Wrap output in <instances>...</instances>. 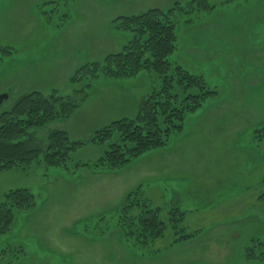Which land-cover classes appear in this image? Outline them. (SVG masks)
<instances>
[{
	"label": "rangeland",
	"instance_id": "rangeland-1",
	"mask_svg": "<svg viewBox=\"0 0 264 264\" xmlns=\"http://www.w3.org/2000/svg\"><path fill=\"white\" fill-rule=\"evenodd\" d=\"M176 1L187 0H0V93L8 95L0 113L31 90L73 94L79 66L100 62L131 37L113 30L114 18ZM53 2L58 8L50 10ZM212 3L211 12L179 17L173 59L201 74L215 94L185 116L167 145L120 169L34 164L0 171V201L19 187L36 196V208L17 212L0 235V264H264V254H244L249 246L264 253V184L249 187L254 176L245 174L256 165L253 144L264 148V0ZM157 84L147 71L100 76L67 119L33 127L28 137L42 145L50 130L63 129L85 141L68 165L91 162L106 146L88 142L90 134L133 117ZM136 190L164 221L174 206L183 210L181 226L197 234L173 243L177 234L167 227L147 247H127L114 212Z\"/></svg>",
	"mask_w": 264,
	"mask_h": 264
},
{
	"label": "trees",
	"instance_id": "trees-1",
	"mask_svg": "<svg viewBox=\"0 0 264 264\" xmlns=\"http://www.w3.org/2000/svg\"><path fill=\"white\" fill-rule=\"evenodd\" d=\"M58 5L54 3L49 9L58 8ZM216 7L212 0L176 1L165 10L154 7L114 18L111 21L113 30L125 31L131 37L121 50L106 55L100 62L79 66L71 82L81 87L73 94L64 96L58 90L50 94L31 90L21 94L8 110L0 113V171L23 170L34 164H42L44 169L61 166L66 170L80 167L115 170L150 150L167 145L171 135L181 132L185 116L198 110L216 92L201 74L190 72L173 59L177 46V22L182 15H199ZM3 52L6 54L9 50ZM141 71L152 73L157 79V87L140 102L133 117L114 119L90 134L88 142L106 146L95 160L68 165L72 152L85 141L71 139L63 129L50 130L42 145L28 137V131L33 127L67 119L87 98L88 88L100 76L133 78ZM2 196L0 235L10 231L17 212L36 208V196L27 187L12 188ZM261 196L263 198L264 194ZM168 212V219L162 220L159 208L142 197L140 190L129 192L114 212L125 245L145 248L154 239L162 237L167 227L177 234L173 243L187 241L197 234L181 226L183 210L174 206ZM104 226L100 232L109 227ZM253 241L259 242L258 238ZM244 254L246 258H256L264 253L260 250L254 254L249 246Z\"/></svg>",
	"mask_w": 264,
	"mask_h": 264
},
{
	"label": "crops",
	"instance_id": "crops-1",
	"mask_svg": "<svg viewBox=\"0 0 264 264\" xmlns=\"http://www.w3.org/2000/svg\"><path fill=\"white\" fill-rule=\"evenodd\" d=\"M115 119H118V118H115ZM251 151H253V154L255 155V159H256V165L253 163L252 164V169L251 171H246L245 174H248V176H254V179L253 181L251 182V184H249V187H253V186H258L257 183H263L264 184V148L261 149L260 147H258V144L252 146V149ZM241 177H243V179L246 178V176H242L241 174ZM241 177L239 176L238 179H241ZM257 178L259 180H257ZM248 186L245 185L244 188H249ZM246 193V190L244 191ZM256 198L259 197L257 195H255ZM260 219H262V217L260 216Z\"/></svg>",
	"mask_w": 264,
	"mask_h": 264
},
{
	"label": "water",
	"instance_id": "water-1",
	"mask_svg": "<svg viewBox=\"0 0 264 264\" xmlns=\"http://www.w3.org/2000/svg\"><path fill=\"white\" fill-rule=\"evenodd\" d=\"M7 96H8V95H7L6 93H0V102H1L2 100L6 99Z\"/></svg>",
	"mask_w": 264,
	"mask_h": 264
}]
</instances>
